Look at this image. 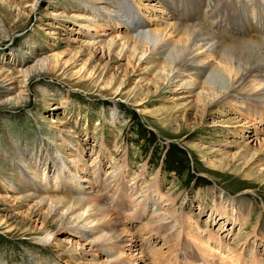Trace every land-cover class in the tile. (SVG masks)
I'll use <instances>...</instances> for the list:
<instances>
[{"label": "rangeland", "instance_id": "rangeland-1", "mask_svg": "<svg viewBox=\"0 0 264 264\" xmlns=\"http://www.w3.org/2000/svg\"><path fill=\"white\" fill-rule=\"evenodd\" d=\"M115 11L0 0V264H264V101L169 81Z\"/></svg>", "mask_w": 264, "mask_h": 264}, {"label": "bare ground", "instance_id": "bare-ground-1", "mask_svg": "<svg viewBox=\"0 0 264 264\" xmlns=\"http://www.w3.org/2000/svg\"><path fill=\"white\" fill-rule=\"evenodd\" d=\"M101 1H109L116 9L113 18L125 22L128 41L147 45L141 56L150 51L148 57L165 58L169 81L184 76L185 85L202 87L213 100L236 94L264 101V0H167L173 24L160 31L151 30L140 13L131 11L128 0ZM169 33L179 39H169ZM249 110L256 112L258 106L251 104ZM31 187L29 197L36 199ZM37 199L40 205L53 203L47 204L45 197ZM123 236L117 231L108 236L111 250L122 244Z\"/></svg>", "mask_w": 264, "mask_h": 264}]
</instances>
